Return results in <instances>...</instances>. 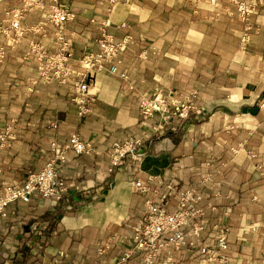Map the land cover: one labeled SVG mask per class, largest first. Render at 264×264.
<instances>
[{
  "label": "crops",
  "instance_id": "crops-1",
  "mask_svg": "<svg viewBox=\"0 0 264 264\" xmlns=\"http://www.w3.org/2000/svg\"><path fill=\"white\" fill-rule=\"evenodd\" d=\"M17 1L0 0V22ZM66 1L75 13L64 27L70 65L78 68L77 59L96 50L94 41L103 34L116 40L129 35L117 56L126 77L97 73L91 110L79 118L71 79L35 82L37 64L24 59L31 41L55 50L53 25L24 35L0 62V133L11 128L9 144L0 145V185L19 184L39 170L50 159L51 141L64 146L76 133L88 147L81 154L67 151L60 169L66 199L78 200L74 209L51 211L49 200L37 194L7 206L0 216V264H141L140 252L118 261L132 245L146 199L165 195L172 211L175 191L191 187L201 196L203 214L185 226L186 238L212 247L226 230V264H264V108H255L264 89V0H251L258 29L245 52L238 50L242 21L231 0ZM39 21L36 11L24 14L28 25ZM143 49L146 58L139 56ZM158 90L179 100L195 93L191 101L204 114L190 112L159 133V118H145L138 106L143 95ZM134 138L144 140L143 157L109 173L113 143ZM135 180L149 191L134 190ZM195 224L202 226L198 235ZM152 264L220 263L169 246Z\"/></svg>",
  "mask_w": 264,
  "mask_h": 264
},
{
  "label": "built area",
  "instance_id": "built-area-1",
  "mask_svg": "<svg viewBox=\"0 0 264 264\" xmlns=\"http://www.w3.org/2000/svg\"><path fill=\"white\" fill-rule=\"evenodd\" d=\"M131 0H111L112 3H128ZM210 5H217L219 0H207ZM237 16L242 21V30L239 36L238 50L245 52L252 33L258 29L251 21V15L256 13L255 5L251 0H231ZM40 13L41 21L34 25L23 22L26 12ZM75 13L66 0H18L16 5L5 12L0 22V37L6 41L0 44V62L28 33H40L47 24L54 26L53 43L55 50L49 52L43 45L31 41L24 55V59L33 58L37 64L35 82L66 84L72 82L71 100L77 107V115L84 118L90 112V104L94 101V94L90 87L97 73L106 71L120 78L126 77V72L119 69L117 56L124 51L131 42V37L125 35L119 40L109 34H103L95 39L96 50L86 49L77 59L78 68H73L70 61L73 59L72 43L64 35L65 24L74 20ZM124 26V23H121ZM151 50L155 51L154 47ZM147 50L143 49L139 56L147 57ZM195 93L183 99H173L171 94H162L155 91L151 96L143 95L139 100V111L147 119L159 118L156 131L161 133L175 119L182 123L190 112L202 116L204 109L197 107L191 101ZM255 108H264V89L257 96ZM11 128L5 127L0 133V145L7 146L10 141ZM143 139L134 138L125 141H115L112 147V157L108 172L113 173L128 160L140 161L145 154L142 146ZM50 159L36 171H29L23 182L0 185V216L5 214L9 204L17 201L27 203L33 194L49 200V209L54 211L58 206L67 210L77 206V198L66 199L67 186L59 177L62 165L67 161L66 153L71 150L75 154L88 151L86 144L73 133L64 146L56 141L49 144ZM132 188L141 193L149 191L141 181H131ZM172 191L173 187L167 186ZM177 199L172 211L165 206V195L157 198L149 197L145 201L146 210L143 216L133 226L131 233L132 245L120 257L118 262L125 261L134 252L142 253L141 264H152L159 251L166 247L174 249L186 248L195 250L201 255L202 262L217 261L220 264L228 262L227 232L219 230L214 237V246L197 245L186 238L185 226L195 217L201 216L203 210L198 207L201 196L191 187L175 191ZM156 194V193H155ZM32 230L36 231L37 226ZM202 226L195 224L193 233L198 235Z\"/></svg>",
  "mask_w": 264,
  "mask_h": 264
}]
</instances>
